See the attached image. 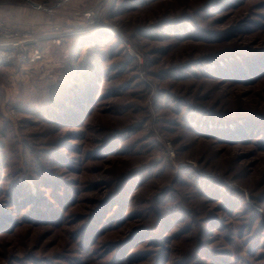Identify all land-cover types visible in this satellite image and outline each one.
I'll list each match as a JSON object with an SVG mask.
<instances>
[{
	"label": "rangeland",
	"instance_id": "1",
	"mask_svg": "<svg viewBox=\"0 0 264 264\" xmlns=\"http://www.w3.org/2000/svg\"><path fill=\"white\" fill-rule=\"evenodd\" d=\"M30 1L0 0L1 20L46 35L38 63L0 65V264H264V131L201 130L264 119V73L207 71L264 53V0ZM85 86L89 114L60 116ZM16 184L52 207L27 222Z\"/></svg>",
	"mask_w": 264,
	"mask_h": 264
},
{
	"label": "trees",
	"instance_id": "2",
	"mask_svg": "<svg viewBox=\"0 0 264 264\" xmlns=\"http://www.w3.org/2000/svg\"><path fill=\"white\" fill-rule=\"evenodd\" d=\"M235 3V4H234ZM237 0H210L208 1L207 7L204 11H208L209 12L213 9V8H219L220 4H224L225 8H229L231 6H236L237 4ZM219 4V6H218ZM208 12V13H209ZM220 60H224L223 62L220 61H213L212 67H210L209 70L207 71H212L209 73L210 74H220L221 76L225 77V78H229V80L231 79L232 81H245V80H249L248 82H253L255 80H257V78H260L263 75L258 76V74H263L264 73V53L260 52V53H256V54H251L249 52H241L238 56H232V57H226L225 59H220ZM87 92L88 89L85 86L84 88H79V87H75L74 89H72L70 92H66V94L63 97V101L60 102V109L58 111V113H60V116H69V118H74L75 117V112H82L83 114L80 117H86L89 114V111H87V107H86V96H87ZM66 103H70V106L66 105ZM57 113V112H56ZM255 117V116H254ZM76 118H74L75 120ZM239 119V118H236ZM261 118L257 117V118H253V117H246L244 116L243 118H240L239 120H227V122H212L210 124L207 123V121L205 122V124L207 126H205L203 129H201L202 131H204L205 133H210L212 131L215 130H219L221 132V134H219L218 136L222 137L224 136V138H235V136L239 135L241 132V130L246 128H252V126L255 128L257 127V124L259 125L258 131L259 129L264 131V119L263 121L260 120ZM263 122V123H262ZM238 133V134H237ZM247 133H245L243 135V137H241V140H243V138H248L247 137ZM223 138V137H222ZM240 139V138H239ZM107 146H113V143L111 142L110 144H108ZM127 180H129V178L123 180L122 182V186H120V189L117 190V192H114V194L111 196L113 198L110 199H106L105 202L101 203V207L99 208V210H101L102 208H105L108 203H110L111 201L114 200H121L123 198V192L125 190V183L127 182ZM51 185V184H50ZM18 191H21L20 193ZM18 192L17 196H14L13 192L11 194V200H12V204L14 206H16L17 208L24 206L23 208L28 207V203L30 201L31 205L29 206V213L27 215H24L25 220L31 221L34 214H37V216H41L42 212V208L41 207H45L48 208V206L52 205V203H48L46 201H42L38 196H34L32 194H30V191H25L20 184H16L15 186V192ZM57 201L60 200V196H56ZM61 203V202H60ZM61 205V204H60ZM105 206V207H104ZM52 207V206H51ZM46 210V209H45ZM33 211V212H32ZM47 211V210H46ZM49 213V212H48ZM3 213H1L0 211V228H3L5 225V219L2 216ZM30 215V216H29ZM98 216V215H97ZM96 216V217H97ZM95 216H93L94 221H97ZM50 219L52 221H57L55 216L53 217H42ZM168 218L165 217H161L160 220L158 221V224H160V227H158V231L161 229L162 226H165L167 223ZM93 226H89L85 232L83 233V237H91L93 235ZM92 232H89V231ZM157 231V232H158ZM0 232H3L0 230ZM146 232V231H145ZM150 233H152V231H148ZM143 233V232H142ZM129 242V241H127ZM126 242V243H127ZM120 260L119 258H117V261Z\"/></svg>",
	"mask_w": 264,
	"mask_h": 264
},
{
	"label": "built area",
	"instance_id": "3",
	"mask_svg": "<svg viewBox=\"0 0 264 264\" xmlns=\"http://www.w3.org/2000/svg\"><path fill=\"white\" fill-rule=\"evenodd\" d=\"M51 3H62L65 0H49ZM56 38L62 37V32L55 29ZM44 35L34 36L29 30H20L8 25L0 19V65H11L23 68L24 65L31 66L38 63L41 57V50L38 48V40ZM58 42V40H56ZM34 44L36 48L29 49V45Z\"/></svg>",
	"mask_w": 264,
	"mask_h": 264
},
{
	"label": "water",
	"instance_id": "4",
	"mask_svg": "<svg viewBox=\"0 0 264 264\" xmlns=\"http://www.w3.org/2000/svg\"><path fill=\"white\" fill-rule=\"evenodd\" d=\"M31 6H33V7H37V5L36 4H34V3H32L30 0H26Z\"/></svg>",
	"mask_w": 264,
	"mask_h": 264
}]
</instances>
